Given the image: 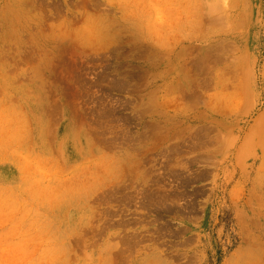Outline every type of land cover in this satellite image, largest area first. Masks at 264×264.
I'll use <instances>...</instances> for the list:
<instances>
[{
    "label": "rangeland",
    "instance_id": "obj_1",
    "mask_svg": "<svg viewBox=\"0 0 264 264\" xmlns=\"http://www.w3.org/2000/svg\"><path fill=\"white\" fill-rule=\"evenodd\" d=\"M0 264H264V0H0Z\"/></svg>",
    "mask_w": 264,
    "mask_h": 264
}]
</instances>
